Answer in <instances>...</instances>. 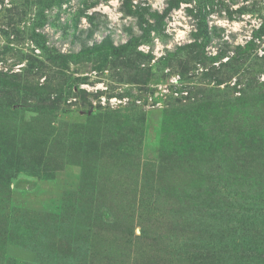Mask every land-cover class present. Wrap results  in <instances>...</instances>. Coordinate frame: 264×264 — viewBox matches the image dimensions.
Returning <instances> with one entry per match:
<instances>
[{"label":"rangeland","instance_id":"1","mask_svg":"<svg viewBox=\"0 0 264 264\" xmlns=\"http://www.w3.org/2000/svg\"><path fill=\"white\" fill-rule=\"evenodd\" d=\"M122 2L0 0V72L20 74L0 75V264H70L80 221L72 264H264V35L243 50L264 0ZM33 31L52 55L118 51L39 73ZM45 84L56 111L33 108Z\"/></svg>","mask_w":264,"mask_h":264},{"label":"trees","instance_id":"2","mask_svg":"<svg viewBox=\"0 0 264 264\" xmlns=\"http://www.w3.org/2000/svg\"><path fill=\"white\" fill-rule=\"evenodd\" d=\"M54 0H52L53 2ZM68 0H55V3L58 4V5H61L63 3H66ZM129 0H124V2H122V4L124 5V7L126 8L127 11H130L132 13H140L143 8L142 7H139V6H136L135 9H132L130 7V2H128ZM86 3V2H84ZM168 11V7L165 9V12ZM37 14L39 15L40 13L37 12ZM37 30V29H35ZM256 37L253 36L252 39L246 41L245 43V48L243 50H247V51H251L253 50V46H254V42L255 40H261V38L263 37L264 35V24L261 23L258 30L256 31ZM32 36H30L31 38V41H33L32 43L35 44L36 47H38L39 49H41L42 52H44V55L41 57V59L39 58V56L37 57H31V56H28V68L29 70L34 67L35 65H37L39 68V73H41V71L44 69V68H47V65H50L52 67H54V65L56 64H63L62 62L63 61H66L67 59H69V61H74L75 59H79L82 55H84L85 53L92 56L94 59H99V57H107L111 54H115L118 50H116L115 46L113 45H109L108 43L106 44H101V45H98V46H95L93 47L92 49L88 50L87 52H85L84 54H81V53H78V54H74V53H69V54H66V55H62L60 53H56L55 55H52L50 52L52 50H55V49H51V48H47L46 46V41L45 39L43 38V35H41L38 31H33ZM126 46V44L124 45ZM46 51V52H45ZM259 58H264L263 55H259ZM31 62H33L34 64L32 65ZM26 70V69H25ZM26 72V71H25ZM0 75L6 77V78H13V77H16V76H19L20 74L19 73H3V72H0ZM4 80V79H3ZM20 80V79H19ZM21 82V81H20ZM48 82V81H47ZM0 85L2 87H5V88H9L10 86L12 87V84L10 82H7L6 80H4V82H1ZM19 85V84H18ZM20 87V85H19ZM4 88V90H5ZM13 88V87H12ZM10 88V89H12ZM18 89V88H17ZM41 90H43L42 92H38L36 94V102L38 101L37 103V107L36 106H33V108H35L36 110L38 109H43V110H46L47 112H50L52 110H57V103L59 102V97H61V93L59 94H56L55 93V96L56 98H51V95L53 94V90H50L48 85H40V88ZM9 91V90H7ZM5 90V93L7 92ZM84 92V91H82ZM262 96L264 97V93L262 94ZM245 97V98H244ZM247 99L246 96H243V97H238L236 100L237 101H242V100H245ZM206 103V101H205ZM12 104V103H11ZM10 105V104H9ZM236 130L237 132L236 133H240L238 132V128L236 127ZM261 136L264 138V132L261 134ZM223 145H225V143H223ZM216 145H211V148H210V153L212 154H215L216 153ZM219 150L217 149V152ZM228 166L231 165V160L227 163ZM166 172V171H165ZM169 176L168 175H165L164 173V170H163V174L162 172H158V169L151 172V175H150V181H153L154 179H156V185L157 187H159L160 185L163 184L162 188H160V194L159 196L161 197V210H165L166 207L169 208L168 212L169 213H172V214H175L177 216H180L181 218H183L184 216L187 217L189 219V216L186 215L187 211H188V205H182L180 204L179 200H178V196L182 197L180 195V193L178 192L177 190V186L176 184L172 181V180H169L167 179ZM84 178V176H83ZM86 181L83 183L85 184ZM91 183V182H90ZM84 186V185H83ZM184 199V198H183ZM184 201L182 200V203ZM163 204H165L164 208L162 209L163 207ZM185 204V203H184ZM173 206H175L173 208ZM176 207H178L179 209L176 210ZM209 206H206V205H203V209L206 210ZM185 209V210H184ZM176 211V212H174ZM85 219L89 218V213L86 215L83 216ZM186 221V219H185ZM88 223V222H87ZM85 222H79L78 224H76L75 226V229H76V234L74 237H70V240H69V250H68V253L65 257L66 261L67 262H70L71 263V259L73 258V252L72 250L74 249L75 246H78L80 244H82V242L84 243V237H85V234L86 236L89 235V223L87 224ZM113 228V230L111 229ZM104 232L107 233V235L111 236L113 235V233H118V230H117V226L116 224L114 223H111L109 225V223L106 225V228H103ZM147 240V237L145 238V241ZM146 247H149L148 245L145 246V249ZM143 252V251H142ZM146 252H148L146 250ZM143 256V254H140Z\"/></svg>","mask_w":264,"mask_h":264}]
</instances>
